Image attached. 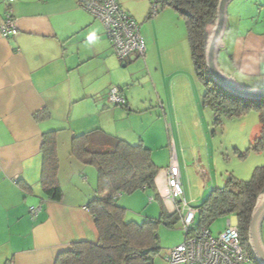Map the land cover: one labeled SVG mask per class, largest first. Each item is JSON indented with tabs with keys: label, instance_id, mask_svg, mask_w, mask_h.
Listing matches in <instances>:
<instances>
[{
	"label": "crops",
	"instance_id": "crops-1",
	"mask_svg": "<svg viewBox=\"0 0 264 264\" xmlns=\"http://www.w3.org/2000/svg\"><path fill=\"white\" fill-rule=\"evenodd\" d=\"M82 1L15 0L9 4L0 0V27L10 7L19 31L9 39L0 34L2 264H54L58 254L74 243H97L99 233L88 210L97 176L71 156L73 138L102 130L130 143L139 139L154 150L155 137L140 136L133 122L134 99L129 100L131 91L125 87L146 73L159 78L154 88L159 109L164 116H174L175 84L168 88V78L191 75L182 37L185 22L172 8H162L151 20V9L160 0H118L140 26L147 48L144 58L133 57L120 67L104 26L82 9ZM227 36L226 32L221 51L227 64L219 62L221 69L241 84L264 88V32L235 35L231 44ZM186 38L188 42L187 34ZM112 86L121 89L125 106L108 103ZM50 132H57L64 195L60 202L50 201L41 183V147ZM175 146L173 141L171 153ZM152 157L156 160L155 152ZM156 186L162 188L160 179ZM160 202L170 215L175 213L170 203ZM32 208H41L36 217L31 215ZM232 217V222H238Z\"/></svg>",
	"mask_w": 264,
	"mask_h": 264
},
{
	"label": "trees",
	"instance_id": "trees-1",
	"mask_svg": "<svg viewBox=\"0 0 264 264\" xmlns=\"http://www.w3.org/2000/svg\"><path fill=\"white\" fill-rule=\"evenodd\" d=\"M157 4L161 9L172 8L185 22L192 65L206 87L204 105L218 117H242L252 110L257 111L261 130L249 150L264 152V99L252 100L228 93L212 80L206 65V45L217 20L219 0H160ZM41 152L44 194L50 201L60 202L64 195L59 181L57 132L44 135ZM71 156L84 166L93 167L98 174L97 189L88 210L95 220L99 241L72 244L58 254L54 264H153L154 257L161 250L158 225L164 222L173 226V219L180 220L179 213L170 215L161 204L158 219L149 218L143 223L126 222L127 210L118 204L121 195L139 191L152 194L154 201H162L156 178L163 169L155 164L152 150L142 141L132 144L102 130H94L73 138ZM263 193L264 166L254 171L250 181L230 177L224 187L213 189L209 197L196 207L200 211L196 219L197 230L209 228L221 218L236 216L242 245L254 264H260L249 245V228L256 201Z\"/></svg>",
	"mask_w": 264,
	"mask_h": 264
},
{
	"label": "rangeland",
	"instance_id": "rangeland-1",
	"mask_svg": "<svg viewBox=\"0 0 264 264\" xmlns=\"http://www.w3.org/2000/svg\"><path fill=\"white\" fill-rule=\"evenodd\" d=\"M183 24L182 37L186 45L191 75H186L185 79L183 77L177 80V77H174L166 80L168 88L175 84L177 112L174 116L177 118L172 114L164 116L159 109L154 91L156 79L159 83V78L155 79L146 73L134 81L130 80L125 91H131L132 96L129 100L134 99L131 105L137 116L132 119L141 132L140 136L146 140L149 136L155 137L154 150H151L156 154L154 162L159 168L164 169L171 165V162L170 165H160V163L172 160L171 145L174 141L176 145L174 158L178 167L180 164L179 171L185 199L191 207H197L209 197L213 189L224 187L230 177L240 181H250L254 171L264 166V152L256 153L249 150L261 130L257 111L252 110L242 117H218L204 105L206 87L198 79L192 66L185 23ZM227 27L229 44L235 35H245L249 30L264 32V0L233 1L228 7ZM219 62L222 66L227 64L225 52L221 53ZM118 64L120 67L124 65L119 60ZM159 88H163V85ZM124 122L121 124H125ZM139 142L138 139L132 144ZM88 169L96 174L95 181L97 179L98 184L97 171L93 167ZM151 195L139 191L119 197L118 204L127 210L126 222L143 223L149 218L160 217L161 202L158 200L150 202ZM229 220L232 221L233 217L221 218L210 225L209 230L212 235L218 236L224 232ZM172 222L173 226H167L163 222L157 227L161 250L154 257L153 264H172L165 259L167 252L183 244L185 240L181 220L173 219ZM261 232L264 242V221ZM3 256L5 255L0 254V259L4 260Z\"/></svg>",
	"mask_w": 264,
	"mask_h": 264
},
{
	"label": "built area",
	"instance_id": "built-area-1",
	"mask_svg": "<svg viewBox=\"0 0 264 264\" xmlns=\"http://www.w3.org/2000/svg\"><path fill=\"white\" fill-rule=\"evenodd\" d=\"M6 1L12 4L15 0ZM80 5L102 23L114 54L122 64L126 65L133 57L146 56L147 48L140 26L122 9L118 0H83ZM160 10L161 6L154 4L150 17H156ZM18 33L12 9L9 7L0 27V34L4 39H9L16 37ZM107 101L111 105H126L121 89L116 86L110 88ZM160 108H163L161 104ZM174 156L175 152L172 150L170 167L161 170L156 178V181H162V188L158 186L157 190L161 199L166 204L170 203L175 212L179 213L185 240L183 244L167 252L166 261L172 264H254L242 245L238 222L229 220L226 230L218 236H213L207 227L197 230L196 219L200 211L191 207L185 199L179 167ZM152 201L153 198L150 199V202ZM40 211L41 208H32L31 215L36 217Z\"/></svg>",
	"mask_w": 264,
	"mask_h": 264
},
{
	"label": "water",
	"instance_id": "water-1",
	"mask_svg": "<svg viewBox=\"0 0 264 264\" xmlns=\"http://www.w3.org/2000/svg\"><path fill=\"white\" fill-rule=\"evenodd\" d=\"M235 0H219L217 20L207 40L205 60L212 80L225 91L239 97L262 100L264 88H253L237 81L226 74L220 67L219 57L225 47L224 39L228 26V7ZM264 221V193L261 194L253 209L249 228V245L255 259L264 264V242L262 239V224Z\"/></svg>",
	"mask_w": 264,
	"mask_h": 264
}]
</instances>
